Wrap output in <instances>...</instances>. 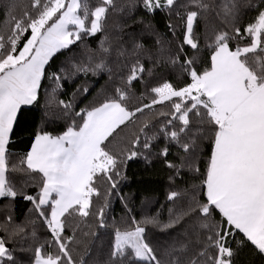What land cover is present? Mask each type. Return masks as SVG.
<instances>
[{
  "label": "snow or ice",
  "instance_id": "obj_1",
  "mask_svg": "<svg viewBox=\"0 0 264 264\" xmlns=\"http://www.w3.org/2000/svg\"><path fill=\"white\" fill-rule=\"evenodd\" d=\"M0 15V198L31 205L0 218V264H264V0ZM161 139L165 202L137 212L126 165Z\"/></svg>",
  "mask_w": 264,
  "mask_h": 264
},
{
  "label": "trees",
  "instance_id": "obj_2",
  "mask_svg": "<svg viewBox=\"0 0 264 264\" xmlns=\"http://www.w3.org/2000/svg\"><path fill=\"white\" fill-rule=\"evenodd\" d=\"M8 2L9 0H0V13H2L3 6ZM22 2H26V0H22ZM2 20L3 16L0 15V21ZM156 22L160 31L163 32L164 25L160 16L156 17ZM148 43H151V41L148 40ZM62 59L63 57H59L56 63L59 64L60 60ZM165 71L166 74H168L171 78H174L175 74L172 73L170 69ZM96 79H99V83L95 84V87L91 89V92L88 95V99H91L92 95H94L95 93L96 88H99L100 84L104 83L103 78H93V81H95ZM76 83H80V81L77 80ZM65 87L70 92L72 85L68 84ZM137 87L139 88V85H137ZM79 100L80 106H83V98L81 97L79 98ZM55 127H57V125L51 126V128ZM162 144L163 140L161 139L160 141L155 143L151 153H145L144 155L135 157L127 162V180L122 183L121 187L123 193L131 198L133 204L136 206L137 212L140 211L142 202H145L152 211H155L160 207L161 204L165 202V193L168 190V170L164 167L162 158L156 154ZM22 149V145L17 146V150ZM145 156H147V159L145 158ZM93 199L95 201V198ZM6 203L7 201L0 198V218H2L8 211H11L16 222L25 220L28 209L31 207L28 202L23 201L22 199H17L16 203L10 209L4 207ZM122 212L123 209L120 202L118 200H113L110 215H115L117 219H119L122 215ZM37 230L41 234L44 232L43 227L39 225ZM257 264H259L258 261Z\"/></svg>",
  "mask_w": 264,
  "mask_h": 264
}]
</instances>
